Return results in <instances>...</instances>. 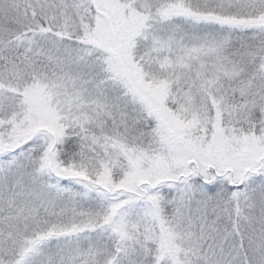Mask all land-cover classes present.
Listing matches in <instances>:
<instances>
[{"label": "snow or ice", "instance_id": "1", "mask_svg": "<svg viewBox=\"0 0 264 264\" xmlns=\"http://www.w3.org/2000/svg\"><path fill=\"white\" fill-rule=\"evenodd\" d=\"M0 264H264V0H0Z\"/></svg>", "mask_w": 264, "mask_h": 264}]
</instances>
